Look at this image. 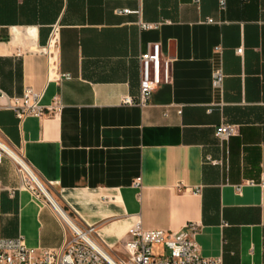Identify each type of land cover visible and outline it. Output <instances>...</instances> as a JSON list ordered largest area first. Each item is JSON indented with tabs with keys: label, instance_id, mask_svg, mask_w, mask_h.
<instances>
[{
	"label": "crops",
	"instance_id": "obj_1",
	"mask_svg": "<svg viewBox=\"0 0 264 264\" xmlns=\"http://www.w3.org/2000/svg\"><path fill=\"white\" fill-rule=\"evenodd\" d=\"M219 1L0 0V88H31L45 110L61 106L21 120L0 108V141L69 216L120 252L135 222L171 231L196 223L203 256L264 264V0ZM124 8L139 13L117 14ZM139 19L159 25L142 30ZM55 26L50 73L43 48ZM154 42L171 83L144 107L122 104L138 94L139 56ZM219 65L220 91L211 86ZM222 124L236 133L220 140ZM0 237L36 248L63 242L56 215L21 185L8 156Z\"/></svg>",
	"mask_w": 264,
	"mask_h": 264
},
{
	"label": "built area",
	"instance_id": "obj_2",
	"mask_svg": "<svg viewBox=\"0 0 264 264\" xmlns=\"http://www.w3.org/2000/svg\"><path fill=\"white\" fill-rule=\"evenodd\" d=\"M225 7V0L219 1ZM117 14L139 13L130 9H117ZM212 22V19H208ZM142 30L157 28L159 23L138 21ZM58 27L52 30L48 44L43 48L49 60V71H55L54 46ZM242 52V48L237 49ZM140 82L136 96L124 95L120 102L125 105L144 107L151 99L152 93L164 84L171 83V64L164 59L159 42L151 43L139 56ZM224 72L219 65L211 75V86L220 91ZM68 78V73L58 74L57 79ZM41 93L25 88L21 95H9L0 88V108L12 110L21 120L31 115L42 117L46 114L56 115L61 106L58 103L45 108L40 104ZM181 111L178 110V113ZM236 133L234 125H219L215 134L220 140H226ZM0 141V162L4 156L10 157L16 164V170L23 187L36 197L42 198L59 220L63 231V242L58 248H36L25 244L22 237H0V264H224L221 257H206L200 253L195 240L198 230L196 223H188L176 231L164 229H143L139 222L132 224L124 240L123 252L109 245L96 231L94 225L67 221L57 212L53 199L39 180L34 170L20 152L9 150ZM140 184V178L135 185Z\"/></svg>",
	"mask_w": 264,
	"mask_h": 264
},
{
	"label": "bare ground",
	"instance_id": "obj_3",
	"mask_svg": "<svg viewBox=\"0 0 264 264\" xmlns=\"http://www.w3.org/2000/svg\"><path fill=\"white\" fill-rule=\"evenodd\" d=\"M53 203L56 207L57 212H59V214L62 215L67 221L72 222L71 218L68 215H66L63 209H61L60 206L55 201H53Z\"/></svg>",
	"mask_w": 264,
	"mask_h": 264
},
{
	"label": "rangeland",
	"instance_id": "obj_4",
	"mask_svg": "<svg viewBox=\"0 0 264 264\" xmlns=\"http://www.w3.org/2000/svg\"><path fill=\"white\" fill-rule=\"evenodd\" d=\"M56 201V200H55ZM57 202V201H56ZM57 204H58V202H57ZM60 206V208L61 209H63V211H64V208L61 206V205H59ZM65 212V211H64ZM66 213V212H65ZM66 215H67V213H66Z\"/></svg>",
	"mask_w": 264,
	"mask_h": 264
}]
</instances>
